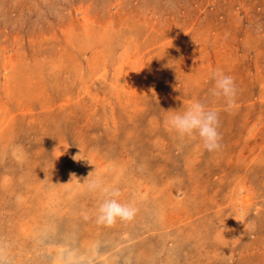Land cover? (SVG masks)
<instances>
[{
    "label": "rangeland",
    "instance_id": "rangeland-1",
    "mask_svg": "<svg viewBox=\"0 0 264 264\" xmlns=\"http://www.w3.org/2000/svg\"><path fill=\"white\" fill-rule=\"evenodd\" d=\"M196 101L218 150L167 123ZM69 255L264 264V0H0V262Z\"/></svg>",
    "mask_w": 264,
    "mask_h": 264
},
{
    "label": "clouds",
    "instance_id": "clouds-1",
    "mask_svg": "<svg viewBox=\"0 0 264 264\" xmlns=\"http://www.w3.org/2000/svg\"><path fill=\"white\" fill-rule=\"evenodd\" d=\"M211 77L215 82V87L211 90V94L213 96H223L227 102V107H233L237 94L234 78L224 74L219 69L213 71ZM167 123L181 136L198 134L203 140L204 147L210 152L218 150L220 147L219 141L221 137L218 133V113L215 110L206 109L205 105L199 101L193 102L183 113L177 112L171 115ZM89 187L96 189L100 185L96 181H92ZM104 191L107 192L108 190L104 189ZM119 196V190L114 189L110 193V198L105 199L101 203L98 209V222L111 224L115 222L117 217L124 220L131 219L135 210L127 204L120 203L117 199ZM66 264H74L72 255L67 257Z\"/></svg>",
    "mask_w": 264,
    "mask_h": 264
},
{
    "label": "bare ground",
    "instance_id": "bare-ground-1",
    "mask_svg": "<svg viewBox=\"0 0 264 264\" xmlns=\"http://www.w3.org/2000/svg\"><path fill=\"white\" fill-rule=\"evenodd\" d=\"M133 28V27H132ZM66 75V74H65ZM246 123V122H245ZM129 134V133H128ZM196 141V140H195ZM142 146V145H141ZM204 148V147H203ZM60 154V153H59ZM241 155V154H240ZM196 165V164H195ZM245 168V167H244ZM106 169V167H105ZM157 181V180H156ZM163 181V180H162ZM135 182V181H134ZM142 185V184H141ZM189 188V187H188ZM191 188V187H190ZM161 196V195H160ZM95 198V197H94ZM165 200V199H164ZM98 201V200H97ZM129 202V201H128ZM170 203V202H169ZM60 204V203H59ZM131 204V203H130ZM138 205V204H137ZM186 205V204H185ZM131 207V206H130ZM156 210V209H155ZM91 211V210H90ZM98 213V212H96ZM169 214V213H168ZM73 219V218H72ZM132 219V218H131ZM135 219V218H134ZM128 222V221H127ZM84 223V222H83ZM57 225V224H56ZM95 226V225H94ZM61 227V226H60ZM175 229V228H174ZM44 230V229H43ZM158 231V230H157ZM101 234V233H100ZM36 240V239H35ZM105 240V239H104ZM163 240V239H162ZM75 244V243H74ZM91 247V246H90ZM113 250V249H112ZM124 253V252H123ZM123 262V261H122Z\"/></svg>",
    "mask_w": 264,
    "mask_h": 264
}]
</instances>
